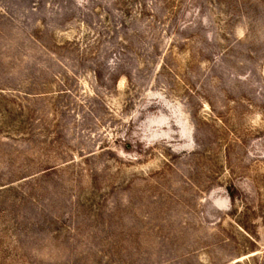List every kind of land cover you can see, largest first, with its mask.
I'll use <instances>...</instances> for the list:
<instances>
[{
  "label": "rangeland",
  "instance_id": "1",
  "mask_svg": "<svg viewBox=\"0 0 264 264\" xmlns=\"http://www.w3.org/2000/svg\"><path fill=\"white\" fill-rule=\"evenodd\" d=\"M0 264H264V0H0Z\"/></svg>",
  "mask_w": 264,
  "mask_h": 264
}]
</instances>
